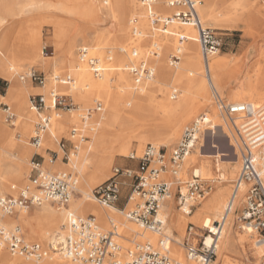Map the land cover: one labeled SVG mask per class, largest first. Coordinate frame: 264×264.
<instances>
[{"label": "bare ground", "instance_id": "bare-ground-1", "mask_svg": "<svg viewBox=\"0 0 264 264\" xmlns=\"http://www.w3.org/2000/svg\"><path fill=\"white\" fill-rule=\"evenodd\" d=\"M117 1L119 0H104V4L109 5L105 7L101 6L102 8L108 10L117 33L112 34L110 37L97 34L95 36V42L92 45L86 44L83 46L89 50L90 55L96 54L95 56H91L97 58L103 67V73L100 76H95L90 71L88 64L81 61L79 57H76L74 52V43H71L65 51V53L71 57L70 71H74L75 75L73 82L69 87V90L72 93V99L73 96H75L84 108L91 100H100L103 103V106L94 117L91 116L87 120V124L90 128L88 144L85 148L80 147L78 151H73L71 164H63L59 160L51 163L48 155L45 160H47V162L54 168H59V170H55L53 167H45L43 165V168L52 171H69V167H74L78 172L79 190L83 194V197L74 200L73 196L69 202L70 204L67 206L55 207L50 204L51 202H44L41 204L42 207L34 214L30 213V209H23L19 214V221L23 222L29 231L30 236L37 237L38 239H41V241L48 240V244L53 238V233L55 231L57 232L61 224L64 223L63 221L66 220L67 214L69 212H73L77 215L74 211H72V209H75L80 214H87L90 212L91 214L98 216L102 227L106 229L109 222L107 218L112 219L117 225L121 235H123V238L128 240L150 241L153 243L156 235L158 239L153 244L157 245L160 237L151 231L143 230L139 227L140 225L134 221H125L117 213H123V209H118L114 205L101 208L94 204V202L85 198L89 197L94 199L92 192L90 194L92 185L103 182L111 176L110 170L117 153H121L123 155L131 153V142L123 136V132L128 126H131L137 121H143L147 126L149 135L148 138H139V153V151L143 149L147 140L157 144H164L170 139H175L180 135L183 123L191 118L197 111L208 105L211 100L209 90L206 89L207 87L202 88V86H200V95L202 99L195 103V106L191 109L181 111V101L185 98V92H181L180 99L177 102H172L167 96H165L163 100L158 101L155 99L154 95L158 88L157 80L153 82L144 81L140 84H137L134 80L133 83L127 71L122 69L124 67L131 68L128 62L120 64V66L116 63L110 62L113 55V50L111 48L107 49L108 54L105 57L103 56L105 46L114 42V40L119 38V36H123L124 43H127L126 46L135 43L131 47V50L129 49L130 53L128 52L127 56L128 59H130V63L137 64V62H134V57H136L142 50L141 47L136 44V41L139 40V36L153 32L152 30L154 26L150 25L147 11L142 3H139L138 5L136 0H120L123 4H125V12L122 19H120L116 8ZM203 1L204 3H201V7L199 5L201 13L204 17H207V19H212L211 16H214V14H209L208 8L213 4H216L214 3L216 0ZM221 1L225 7L230 9L226 16L218 19L219 24L224 28L237 26L239 21L242 20L247 27L246 29L249 31L263 11L257 0ZM155 8L163 14L168 13L171 9L167 5H163L161 3L155 4ZM5 14L7 15V13ZM14 15L15 13L12 12L8 13V18L0 15V26H3L9 19L11 20V17ZM154 30L156 29L154 28ZM159 35L161 37L159 38L158 47L161 49V53L159 52L157 56L161 55V58L158 59L159 61L154 60L155 63L157 62V64L160 65L157 71L159 79L163 78L167 80L169 77H172L177 83H182L188 87H194L201 80L203 75L201 62L195 60L199 50L198 36L195 28L189 24H183L175 21L171 24L170 29L168 28L167 31L162 32ZM176 35L178 38L175 37ZM180 37H183V39L181 40ZM155 41H158V38ZM175 44V49L177 50L171 56L178 55L180 56V60H182L181 53H183V55L187 56V59L182 62L180 60L172 61L173 64H175L176 70H171L165 63V55L167 50L172 48ZM40 45L41 36L39 34L26 36L24 29L20 26H17L14 32L7 33L4 39L0 40V75L11 82L14 81L16 79V75L19 74V69H21V67H23L26 63L39 60ZM126 46L122 45L119 49L122 52L126 51L128 49ZM151 51L152 50H150V52ZM121 61L123 62V60ZM147 61H150L149 55L147 57ZM230 63L231 58H229L226 54H220L217 52L209 57V73H207L206 69L205 73L210 82V86L212 85L214 88H223L226 86L227 80L223 70ZM149 67L155 74L154 68L150 65ZM21 77L22 74L20 75V79ZM153 77L154 75L149 79H152ZM61 85L62 83L60 84L58 80L56 82L51 80L48 83L46 82L43 85L36 87L35 90L49 94L53 93L55 89ZM253 90V81L245 79L241 82V92L236 95L230 94V97L233 99L238 98L244 102H249L255 105L259 104L258 101H264V93H254ZM27 93L28 91L23 85H12L9 86L5 95L1 96L7 103H10L11 106L17 110L18 117L13 124L17 126L19 132L24 136H29L31 134L33 131V121L36 118V111L27 101ZM170 96L172 98L177 97L176 93L170 94ZM262 104L263 107L257 111L253 118L238 120L239 123H242L246 127L245 131L247 130V132L245 135H249L260 130L264 131V102ZM74 109L76 110V105L70 111H73ZM81 109L83 108L79 107L78 111L70 114L69 116L63 113L60 114L59 117L55 118L52 122L49 135H54L56 131H65L68 127L66 124L67 122L71 123L72 121H77L79 117L81 118L83 116ZM200 116L201 115H199L197 119H199ZM203 116L210 119V115H208L207 112L204 113ZM213 118L215 119V123H212L211 128H213L216 132V128L218 126H222L223 123L221 121V117L214 116ZM230 139L229 146H233L234 143H232V139ZM0 143H3L5 146V148H3L4 153H1V155L5 156L8 160H11L13 166L16 168V171H14L13 174L5 176V179H2L4 187H8L9 180L17 181L25 177L27 159L31 153V149L29 147L26 148L22 152L21 157L17 160L10 157L9 154L11 153V149L16 144L15 134L9 127L2 124H0ZM205 147L206 145H202L201 149L198 150V153L191 154L190 152L183 160V163H181L176 174L180 172L184 162L189 168L192 163L202 160V158L215 156L218 157V161L225 163V165H223L219 162L216 165L229 170V174L231 175L230 177L233 178L235 171L239 167L240 158L236 160V165H233V161L224 160L222 158V156L227 154L222 153L220 149L215 153H208L204 150ZM211 147L218 148V145L212 144ZM195 148L196 146L194 149ZM260 151L261 153H264V143L261 145ZM260 158L261 157L259 156L258 165L264 178V163L261 162ZM200 162L202 165L200 164L199 166L193 168V175L200 176L202 174H206L211 169L209 168V165L205 164V161ZM169 174L174 175L172 171L168 170L163 172L161 177L165 179L166 177L170 178L171 175ZM220 179V182L225 180V176L222 174ZM171 182L174 183L175 181ZM244 190V188L240 190L234 206L227 214H225V193L227 192V189H219L215 192L211 199L199 208L200 211L195 212V215L192 216H187V213L175 212L173 202L171 201L174 195L173 194L171 198L166 201L161 212L167 219L166 232L171 238L169 242L171 255L179 260L193 263L188 260L187 256H185L183 249L185 242H183L182 239L185 238L186 241L187 232H185V230L187 223H201L200 227L208 228L210 221L207 218H203V215L209 212H214L217 215L221 212L220 214L225 215L224 227L221 237L218 240L217 248V253L220 248L219 256L221 259L224 258L229 251L230 245L232 243H236L245 250H247V246L249 245L250 248L248 250H250L252 256L254 255V257L257 258L258 264L264 257V246L257 243L256 240L253 241L249 239L248 234L251 231L247 228L242 227V231L239 232L238 237L233 234L232 219L235 214V210L241 203V197L243 196ZM1 191L2 189L0 187V192ZM130 205H133L132 201H130L127 206L129 207ZM6 217L7 216H4L2 219ZM188 217L192 219L190 220ZM13 220L14 219L12 217L9 219L11 223H13ZM214 223L211 227L213 229ZM175 232H177L178 235H175ZM222 238L223 241L220 245L219 241ZM206 242L207 244L212 242L211 235L207 236ZM48 244L46 245L48 246ZM123 245L126 249L121 255L125 258L127 256L126 250L130 249V247L132 248L133 246L128 243H123ZM5 249L6 247L0 243V264H60L62 261L61 255L57 251L51 250L52 252L49 251L47 255L37 261L35 259L17 256L9 251H5ZM211 264H217V261L213 260ZM223 264L235 263L226 261Z\"/></svg>", "mask_w": 264, "mask_h": 264}, {"label": "built area", "instance_id": "built-area-1", "mask_svg": "<svg viewBox=\"0 0 264 264\" xmlns=\"http://www.w3.org/2000/svg\"><path fill=\"white\" fill-rule=\"evenodd\" d=\"M264 4V0H260ZM146 8L148 18L155 29L167 31L169 26L177 21L189 24L198 32V42L205 62V69L209 73V57L220 52L225 42L223 35L215 29L205 26L199 13V0H140ZM161 3L172 9L171 14H163L156 10L155 4ZM181 40L183 37H180ZM45 52V51H44ZM78 56L81 61L88 64L95 76L103 73L99 60L89 54L86 47H80ZM172 61H179L180 56H171ZM137 84L151 78L153 70L146 61L142 60L132 64L130 68ZM21 79H30L33 83L43 85L46 75L42 71L30 69ZM56 80L64 84H72L73 78L68 75L61 78L55 75ZM215 103L218 111L232 126L240 138V170L233 181L232 192L225 208L227 214L235 204L239 192L244 188L242 209L238 221L243 228L249 229L256 235V242L264 246V178L259 169V151L264 143V131L260 130L245 135V125L239 119L253 118L263 104L257 105L249 102H228L214 89ZM30 106L37 112V121L30 137L31 144L41 148L45 136L50 132L54 116L59 117L63 111H70L75 107L70 95L53 92L49 98L43 93L32 94L29 98ZM102 104L98 103L97 111ZM6 119L12 121L16 114L11 107L5 105ZM53 111L54 115L51 113ZM89 108L82 116V123L72 125L69 137L53 136L63 151L62 160H69L72 151H78L81 143L89 139L90 128L87 120L91 116ZM211 128L212 122L206 116L188 125L180 142L172 149L170 157L163 146L148 144L142 155L135 152L129 156L137 159L136 167H114L113 174L105 181L94 187L93 198L101 206L115 205L121 198L124 187L128 188L127 201L123 208L125 217L136 222L142 228L149 230L160 239L157 245L150 241H138L124 251L119 238L122 237L115 222L110 219V229L102 227L97 216L75 215L69 212L62 228L55 232L51 242L45 245L40 240H30L20 223L11 226L0 222V243L10 253L33 258L37 261L48 254L49 250L60 253V264H211L217 256L218 240L224 227L225 215L214 223V229L208 227L205 233L194 231V224L187 227V242L185 249L188 260L185 262L171 255L170 236L166 233L167 219L162 215V208L166 201L177 192L180 209L189 213L192 211L194 201L203 199L212 190V185L194 175L191 179L177 184L174 192L173 182L161 177L165 171H178L186 156L194 149L200 138L203 127ZM230 138V136L228 135ZM50 162L60 157L58 150L47 148ZM40 160H32V169L28 182L22 186L12 185L13 193L0 194V220L4 216H17L20 210L39 206L44 202H51L59 206H67L78 189V172L52 171L43 168L46 157L35 153ZM132 201L133 205L127 206ZM236 209L235 211H237ZM239 211V210H238ZM212 236V242L207 244V236ZM196 240V243L193 240ZM191 240V241H190Z\"/></svg>", "mask_w": 264, "mask_h": 264}, {"label": "rangeland", "instance_id": "rangeland-1", "mask_svg": "<svg viewBox=\"0 0 264 264\" xmlns=\"http://www.w3.org/2000/svg\"><path fill=\"white\" fill-rule=\"evenodd\" d=\"M257 1L259 6H261V8L263 9V11L262 14L259 15V17L257 18V20L255 21V23L253 24V26L249 31L246 29L247 27L242 20L239 21L237 26H229L228 28H224L219 24L218 19L222 18L223 16H226L230 10L229 8L223 5L221 0H216L214 2L216 4H213L208 8L209 14H214V16H211L212 19H207V17H204L199 9V13L204 25L215 29L216 31L220 32L223 35L225 44L219 53L226 54L229 58H231V63L223 70L227 80L226 86L223 88H218V87L214 88L212 85L210 86V82L205 73L204 60L201 54L199 42H198L199 45L198 55L197 57H195V60L201 62L203 75L200 80L201 82L199 81L196 84L197 86L195 85L194 87L192 86L188 87L182 83L175 82L172 77H169L167 80L163 78L159 79L158 77L157 71L160 65H158L157 62L155 63L154 60H158L161 58V55L157 56V54L159 52L161 53V49H159L158 47L159 44L158 42H159V38L161 37L159 34L162 33L163 31L157 29L154 30L153 28L152 30L153 32L139 36L140 38L139 40L136 41V44L141 47L142 51L139 52L136 57H134V62L138 63L142 60L147 61V57L149 55L150 61L147 62L148 65L154 68L155 74L152 79H147L145 81L153 82L157 80L158 88L154 94L156 100L158 101L163 100L165 96H167L172 102H177L180 99L181 92L182 93L185 92V98H183L181 101V111L185 109L189 110L195 106V103H197L202 99L200 95V89H201L200 86H202V88L207 87L206 89L209 90L211 100L208 103V105L204 106L202 109L197 111L195 114H193L191 118H189L183 123L181 133L175 139H170L167 141V143L164 144H160V143L157 144L147 140L143 149L139 151V153H138V148L140 145L139 138L140 137L148 138L149 135L147 126L144 124L143 121H137L133 123L131 126H128L123 132V136L129 139L131 142L130 143L131 153L135 152L138 156H140L142 155L145 147L148 144L152 143L154 145L163 146L167 150V157L169 158L172 149L182 139L185 128L191 123H193L199 115H203L204 113L207 112L208 115H210V119L212 120L211 121L212 123H215V119L213 118L214 116L221 117L223 127L218 126L216 128V132L213 128L206 129V127L208 126L203 127V131L200 134V138L195 145L196 148L191 151V154L198 153V150L201 149V146L206 145V147L204 148L206 152L215 153L220 149L222 153L227 154L222 156V158L224 160H231L233 161V165H236V160L240 158V148H239L240 138L236 133V131L232 128V126L225 120L224 116L220 114V112L218 111L215 103L214 89H216L219 92V94L228 102H244L243 100H240L238 98L233 99L232 97H230V94H234V95H236L237 93L239 94L241 92V82L245 79H249L254 83V90H253L254 93L257 92L264 93V16H263L264 4L260 0ZM136 3L139 5V3L141 2L140 0H136ZM201 3H204V1L200 0V4H199L200 7H201ZM107 5L109 4H104V0H0V15L6 16L8 18L9 12L15 13V15L11 17V20L9 19L8 22L6 21L3 26H0V40L4 39L7 33L14 32L17 26H20L22 29H24L26 36L38 35V34L41 36L39 60L31 63H26L23 67H21V69H19V74L16 75V79L12 82L2 76L4 81L3 84H0V86L2 87V91L4 95L7 92L9 86L23 85L28 91L27 101L30 105L29 98L32 94L43 93L36 91L35 89L33 90V87L41 86L40 84L33 83L31 82L30 79H26V80L20 79V75L26 74V72H28L30 69H36L38 71H42L46 75L45 83L46 82L48 83L51 80L56 82L57 80H54L55 75H59L61 78H65L68 75H70L72 78H74L75 77L74 71L72 72L70 71L71 57L67 53H65L69 45L71 43H74V50H75L74 52L76 57L78 58L79 48L85 46L86 44L92 45L95 42V36L97 34H102L110 37L112 36V34L117 33L108 10L101 7V6L105 7ZM116 8L118 10L119 18L122 19V16L125 12V4H123L119 0L116 3ZM5 13H7V15ZM171 13H172V9H170V11L166 14H171ZM150 25L153 26L151 22ZM170 27L171 25L169 26V29ZM196 33L198 36L197 30ZM175 37L178 38L177 35ZM157 38L158 41H155L157 40ZM126 44L127 43H124V37L119 36V38L115 39L114 42L105 46L104 48L105 52L103 53V56L105 57L108 54L107 49L111 48L113 50L112 52L113 55L112 58L110 59L111 60L110 62L116 63L118 66H120V64H123L125 62H128L129 66L135 64V63H130L129 61L130 59H128L127 56L128 52L130 53L131 47L135 43H132L131 45H127V46ZM122 45L126 46L128 49L122 52L119 49V47H121ZM175 47L176 44L172 48H169L165 55V63L171 70H176L175 64H173L172 62L173 58L171 57V55L175 53V51L177 50L175 49ZM150 50L152 51L150 52ZM181 54H182V60L180 61L182 62L187 59V56L183 55V53ZM91 55L95 56L96 54H91ZM121 60H123V62ZM122 69L127 71L129 76L131 77L132 82L134 83V77L130 72V67L129 68L124 67ZM58 82L60 84L62 83L64 87L61 85L58 88H56L54 92L60 94H67L71 96L72 93L69 90L71 84H64L60 80H58ZM173 93H176L177 95L176 98H172L170 96V94ZM43 94H45V96L49 98L52 93L49 94L43 93ZM73 101L76 105V110L74 109L73 111H63L61 114L65 113L69 116L70 114L78 111L79 107H82L83 109H81V113L85 114L86 111L89 108H91L92 110L91 116L94 117L98 112L97 110H95L98 103H101L103 106V103L100 100H91L85 108L81 104V102L77 100L75 96H73ZM258 102L263 103L264 101H258ZM5 105L10 106L11 110L16 114V117L12 121L6 119V111L4 110ZM51 113L54 115L53 111H51ZM0 114H1L0 124L9 127L15 134L16 144L11 149V153L9 154V156L17 160L21 157L22 152L26 148L29 147L31 149V153L27 159V170L25 172V177L17 181L9 180L8 187H4V185L2 184L3 182L2 179H5V176H10L11 174H13V172L16 171V168L13 166L11 160H8L5 156L1 155V153H4L3 148H5V146L3 143H0V187L2 189L0 194L3 195V194L13 193V190L11 188L12 185L22 186L26 182H28L32 169V160L33 159L40 160V157L35 154L36 152H39L42 155H46L47 157L49 155V154L47 155L46 152L47 148L58 150L60 153L59 161H61L63 164L66 163L71 164V157L73 156L72 155L73 151L69 156V160L66 159L63 161L62 160L63 151L59 148V145L55 141L53 136H57L58 138H61L63 136L69 137V132L72 125L81 124L82 117L81 118L79 117L77 121H72L71 123L67 122L66 124L68 127L65 131H61V132L56 131L55 134L52 136H50L49 133H47L45 136V140L42 144V147L36 148L33 145H31L30 137L33 134L35 123L37 121V112H36V118L33 121V131L29 136H24L22 133L19 132L17 126L13 124V122H15L18 117L17 110L13 106H11L10 103H7L1 96H0ZM55 118L57 117L54 116L53 120ZM87 135H89V132H87ZM228 135L232 140L228 137ZM229 139L231 140L232 143H234L233 146H229ZM88 141L89 139L82 142L80 147L85 148L86 145L88 144ZM212 144L218 145V148H212L211 147ZM131 153L128 155L117 153V155L113 160V164L110 170V175L113 174L114 167H118V166L125 167L129 163H133L134 167L138 165L137 159H131L129 157ZM259 156L261 157L260 158L261 162L264 163V153H261V151H259ZM217 159L218 157L215 156L205 157L202 158V160L192 163L189 168L184 162L178 174H174V175L169 174L171 175V177L170 178L166 177V179L169 181H175L173 183V186H174V192H176L177 184L183 183L194 176L192 170L193 168L199 166L200 164L202 165L200 161L202 162L205 161V164L209 165V168H211L206 174L200 175V178L206 181L208 184H211L213 188L208 194H206V196L203 199L194 201L192 212L190 214L187 213L186 214L187 216H192L195 215V212H199L200 211L199 208H201L205 202L211 199L215 194V192H217L219 189H227V192L225 193V201H226L225 208H226L227 200H229L232 192L233 181L240 170L241 159H240L239 167L235 171V175L233 178L230 177L231 175L229 174V170L223 167H218L216 165L219 162L220 164L225 165V163L218 161ZM46 165L50 166L48 162H46ZM54 169L59 170V168L57 167H55ZM68 170H76V169L71 166L69 167ZM222 174L225 176V180L220 182L221 180L220 176ZM100 183H95L92 185L90 194L93 188ZM128 191L129 189L124 187L121 198L114 205L116 208L118 209L124 208L127 201ZM81 197H83V194L79 190V183H78V189L73 198L74 200L75 199L77 200L80 199ZM85 199L94 202V204L98 205L101 208L104 207L101 206L94 199H91L89 197H86ZM171 201L173 202V206L176 213H186L179 207L177 192L174 193ZM50 204L55 207L59 206L58 204L55 203H50ZM41 207L42 205L33 206L29 208L30 213L34 214ZM237 209L239 211L238 210L235 211V214L232 219L233 234L236 237H238L239 232L242 231L241 223L238 221L240 210L242 209V201L240 205L237 207ZM72 211H74L79 216H87L88 214H91L90 212L87 214H80L75 209H72ZM20 213L21 210L19 214ZM117 213L125 221L133 222L125 217L124 212L123 213L117 212ZM220 213L221 212H219L216 215L214 212H209L203 215V218H207L210 221L209 227H212L214 222H216L217 220H219L224 216L223 214ZM19 214H17V216H11L14 219L13 223L9 221V219L11 218L9 216H7L4 219H1L0 222L8 226L20 223L23 226V230L26 236L30 240L41 241V239H38L37 237L30 236L29 231L27 230L23 222L19 221ZM97 218L99 221L98 216ZM189 219L191 220L192 218ZM107 220L109 221L110 219L107 218ZM190 224H194L195 226L194 231L199 234L205 233L207 229L200 227L201 223H196V222L193 223L188 222L187 227ZM139 227L142 228L141 226ZM61 228H62V224L58 229V231ZM110 228L111 225L109 221L107 229ZM142 229L146 230L145 228ZM175 235H178V233L175 232ZM248 237L250 240L253 241L256 240V235L251 232H249ZM187 238L188 237L186 236V241L185 238H183L182 241L187 242ZM157 239L158 238L155 235V241L153 243H155ZM118 240L120 243H122V245L123 243H128L131 244L132 246H134L135 242L141 241V240H135V241L128 240L123 238V235ZM222 241L223 238L219 241L220 245ZM41 242H44L45 245L48 244V240L45 241L43 240ZM193 242L196 243V240L194 239ZM249 248L250 246L248 245L247 250H245L243 247L238 246L236 243H232L229 247V251L222 259L219 256V252H220V248H219L217 256L214 259V261L216 260L217 264H223L226 261H230L235 264H257V258H255L254 255L252 256V253L250 252V250H248ZM125 249L126 248L124 247V250ZM183 249L185 256H187L185 247H183ZM5 251H8V249L6 248ZM49 251L52 252L51 250ZM17 256L27 258L25 256L18 254ZM258 264H264V257Z\"/></svg>", "mask_w": 264, "mask_h": 264}, {"label": "crops", "instance_id": "crops-1", "mask_svg": "<svg viewBox=\"0 0 264 264\" xmlns=\"http://www.w3.org/2000/svg\"><path fill=\"white\" fill-rule=\"evenodd\" d=\"M3 81H4V80H3V77L0 75V84H3ZM35 88H36V87H33V90H34ZM2 92H3V91H2V87L0 86V96L4 95V93H2ZM5 94H6V93H5ZM46 152H47V151H46ZM36 153H37V152H36ZM47 155H48V152H47ZM44 156L46 157V155H44ZM57 160H59V159H57ZM46 162H47V160H45V161H44V164H43L45 167H53V166H51V165H50V166H47V165H46ZM127 166H128V167H134L133 163H129V164H127ZM18 214H19V213H18Z\"/></svg>", "mask_w": 264, "mask_h": 264}, {"label": "trees", "instance_id": "trees-1", "mask_svg": "<svg viewBox=\"0 0 264 264\" xmlns=\"http://www.w3.org/2000/svg\"><path fill=\"white\" fill-rule=\"evenodd\" d=\"M3 93V92H2Z\"/></svg>", "mask_w": 264, "mask_h": 264}]
</instances>
